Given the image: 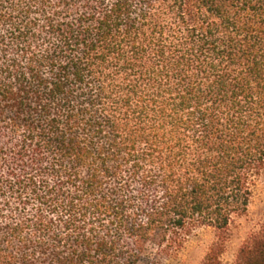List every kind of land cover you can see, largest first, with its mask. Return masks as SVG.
<instances>
[{
    "label": "trees",
    "instance_id": "trees-1",
    "mask_svg": "<svg viewBox=\"0 0 264 264\" xmlns=\"http://www.w3.org/2000/svg\"><path fill=\"white\" fill-rule=\"evenodd\" d=\"M263 178L264 0H0V264H224Z\"/></svg>",
    "mask_w": 264,
    "mask_h": 264
},
{
    "label": "rangeland",
    "instance_id": "rangeland-1",
    "mask_svg": "<svg viewBox=\"0 0 264 264\" xmlns=\"http://www.w3.org/2000/svg\"><path fill=\"white\" fill-rule=\"evenodd\" d=\"M263 221L264 178L257 183L247 212L235 218L230 226L225 252L221 256L224 264L235 263L240 245ZM214 241L215 232L212 228L197 229L175 256L162 259L159 264H200Z\"/></svg>",
    "mask_w": 264,
    "mask_h": 264
}]
</instances>
